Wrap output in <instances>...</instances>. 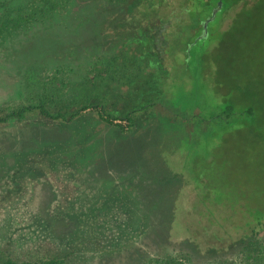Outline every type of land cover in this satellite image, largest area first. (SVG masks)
<instances>
[{"label":"rangeland","instance_id":"374dc122","mask_svg":"<svg viewBox=\"0 0 264 264\" xmlns=\"http://www.w3.org/2000/svg\"><path fill=\"white\" fill-rule=\"evenodd\" d=\"M182 4L0 0V113L86 105L68 127L37 112L0 124L1 153L29 156L39 148L34 139L71 140L53 164L37 156L0 166V249L66 248L87 217L152 254L264 264V229L219 242L203 234L223 235V227L196 223L201 210L219 212L224 196L231 213L264 216V0L219 10L188 60L177 41L186 22L176 20L193 4ZM186 27L182 42L197 31ZM227 105L232 113L221 115ZM208 196L214 201L202 207ZM145 229L150 236L136 239Z\"/></svg>","mask_w":264,"mask_h":264},{"label":"trees","instance_id":"16d2710c","mask_svg":"<svg viewBox=\"0 0 264 264\" xmlns=\"http://www.w3.org/2000/svg\"><path fill=\"white\" fill-rule=\"evenodd\" d=\"M218 1L219 0H181V2L183 3L182 6L188 2L193 5L188 10L187 8L182 9L180 7L177 11V14L182 16V20L178 19L176 20V22H178V24L180 25L179 21L182 22L184 18L186 25L189 24L197 28V31L192 35L191 38H188L185 40V42H182V40L180 41L182 33L190 34V31L192 29L186 27V25L184 28L183 25L179 26V29L183 30L181 33H177L179 38L177 39V41L181 44L180 51L184 53V59H191L193 56L192 50L196 49V45L198 43H203L204 38L207 34L203 35L201 38H197V36L202 33V21H204L208 16H210L211 10L216 6ZM240 1L244 0H221L222 5L216 11V14L213 19H215L219 10H225L224 12H226L229 7ZM253 2L254 4H256L260 2V0H253ZM205 6L208 8V10L207 13L203 15L202 12H204ZM186 12H188L187 18L184 17ZM213 19L210 21H213ZM7 22L2 25L1 29L7 26ZM199 29L200 33L198 32ZM2 31L3 30H0V32ZM177 41H172V48L174 47L173 42ZM87 98L88 96L86 95V99ZM150 104L152 103H150L149 101L145 103V105H143L142 107H139V109L147 108L150 106ZM85 109V104L79 107L78 109H74L72 111L68 110L67 108H53L46 102L29 105L26 104L15 109L0 113V124L6 123L10 120L23 119L27 114L37 112L39 115L45 117L48 120L56 121L61 126L68 127L74 122V120L79 117L81 111ZM232 109V105H227L221 115H230V113H232L233 111ZM96 111L101 120L112 124L111 115L109 113H104L100 109H96ZM124 118L128 121H131L130 117H128L127 115H125ZM34 140L39 148L34 149L31 153H29V156H26L25 154L19 151H12L9 153L0 152V166L3 167L4 164L10 163L18 168L19 166H21V164L27 162L29 159L32 162L35 161V159L33 158L37 156L39 157L40 162H47L48 164H53L54 160H56V158L58 157L60 151L69 150V144L71 143V140L67 138L63 139V141L56 140V143H39L37 139ZM42 156H44L45 159ZM74 161H76V159L73 160V163ZM15 175H17V170L15 171ZM195 179L197 182H199V178ZM12 181L14 180L12 179ZM203 183L205 182L203 181ZM205 185L212 187L209 183H206ZM203 200L204 204L202 205V207H209L210 201H214L209 196L204 198ZM219 200L221 204V209L219 210V212L215 213V215H213V213H209L207 211L202 210L198 212L201 217L196 221V223H199V221H205L208 224V227H210L211 225L223 227V235L218 236L213 232H210L208 235L203 234V236L206 237L208 241L215 240L219 242H224L226 240L233 239L235 234L239 232L240 234H242L241 242H244V239L248 235L255 234L257 232L256 228L264 229V216L254 217V215L251 214V216L248 217L237 212L231 213V201L226 196ZM234 203L235 202L233 201V204ZM71 216H74V214ZM86 218L84 219V223H88V228H85V230L79 229L77 231L78 236L75 242H73L71 245L67 244L66 248H63L61 247V245L58 244H56V246L55 244L44 243L41 244L40 249L34 250L32 248L23 251L17 249H0V264H193L192 261L194 260L190 257V255H188V253H184V251L181 252L177 250L176 252H174L175 250H171L160 253L155 252L152 254L150 253V251H148V249H146L142 245L130 242V238L126 237L124 233L105 234L102 228L95 226V224L92 225L86 220ZM147 222L149 223V221ZM138 230H140L139 227ZM193 233V235L196 237L199 235V233L197 232ZM145 235L150 236V232L148 233V230L146 229L142 230L140 233L135 234L134 236L136 237V239H138L139 237H144ZM247 247L248 246L245 245L243 246V254L244 251L248 250ZM244 258L245 257L243 255L242 260ZM249 264L256 263L249 262Z\"/></svg>","mask_w":264,"mask_h":264},{"label":"water","instance_id":"95a60500","mask_svg":"<svg viewBox=\"0 0 264 264\" xmlns=\"http://www.w3.org/2000/svg\"><path fill=\"white\" fill-rule=\"evenodd\" d=\"M222 5V2L221 0H219L216 4V6L211 10V14L210 16H208L204 21H203V24H202V33L200 35L197 36V38H201L203 35L206 34L207 32V25L209 23L210 20H212L216 14V11L221 7Z\"/></svg>","mask_w":264,"mask_h":264}]
</instances>
